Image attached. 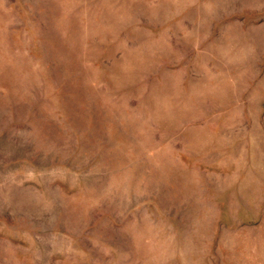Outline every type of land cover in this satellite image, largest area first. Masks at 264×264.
<instances>
[{
  "label": "rangeland",
  "instance_id": "374dc122",
  "mask_svg": "<svg viewBox=\"0 0 264 264\" xmlns=\"http://www.w3.org/2000/svg\"><path fill=\"white\" fill-rule=\"evenodd\" d=\"M0 264H264V0H0Z\"/></svg>",
  "mask_w": 264,
  "mask_h": 264
}]
</instances>
